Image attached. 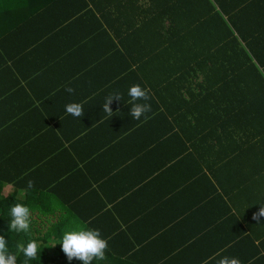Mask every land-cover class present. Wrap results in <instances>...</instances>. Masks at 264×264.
I'll return each mask as SVG.
<instances>
[{
  "label": "trees",
  "instance_id": "16d2710c",
  "mask_svg": "<svg viewBox=\"0 0 264 264\" xmlns=\"http://www.w3.org/2000/svg\"><path fill=\"white\" fill-rule=\"evenodd\" d=\"M112 55L131 61L135 73L151 81L160 116L171 127L146 140L147 151L118 148L112 135L101 136L94 150L87 145L80 151L85 167L103 162L116 171L93 173L81 185L70 180L71 172L69 180L63 176L70 163L54 137L74 117L65 105L83 101L62 105L64 92L50 104L34 100L20 115L13 104L19 99H11L19 79L0 69V235L12 253L18 243L39 242L41 252L28 264H82L68 261L59 245L63 230L74 225L98 229L108 241L106 260L92 264H157L148 256L167 252L159 243L167 234L156 231L171 219L156 205L162 177L146 156L170 153L179 141L173 127L181 135L183 127L195 129L186 139L197 158L165 170L190 181L192 189L181 190L186 199L211 205V194L241 187L252 197L250 182L264 186V0H0V66L11 62L21 80L47 77L40 56L62 65L69 57L94 64ZM69 67L60 66L57 78H69ZM219 202L223 214L230 210L226 200ZM14 203L31 209L27 234L8 231ZM189 247L181 244L170 258L184 257ZM16 264H25L23 254Z\"/></svg>",
  "mask_w": 264,
  "mask_h": 264
},
{
  "label": "crops",
  "instance_id": "0c3cea01",
  "mask_svg": "<svg viewBox=\"0 0 264 264\" xmlns=\"http://www.w3.org/2000/svg\"><path fill=\"white\" fill-rule=\"evenodd\" d=\"M26 8L24 6V9ZM78 58L86 61L85 67L70 66V77L62 79L57 78L59 76L56 75L60 66L53 68L47 66L51 58L41 56L37 58L49 71L43 82L35 79L21 80L20 74H16L13 70L11 62L3 64L0 69L7 73L8 78L19 79L18 83L11 85V99H19L13 104L19 110L20 115H22V108H26L28 105L34 108V100L41 104H50V101L64 92L62 105L68 101L76 100L78 97L83 101L84 115L80 118L67 117L65 120H68L67 123L70 124L66 128L67 131L57 133L58 136L55 135L54 137L56 140L60 139L59 149L66 151L65 157L68 159V163L72 165L67 166L63 176L67 174L65 179L69 180L71 172L70 180L77 178L81 185L92 181L93 173L101 176L104 170L105 173L111 170L116 171V168H106L103 162L95 168L85 167L84 161L86 160L82 159L83 154L80 151L86 150L87 145L90 146L88 150H94L100 142L101 136L103 140L107 141L112 135L116 138L115 145L118 148L131 150L140 147V149L147 151L146 148H143L145 141H149V138L155 135L156 131L171 126L169 118L160 116L163 110L157 109L159 103L151 93V81L147 82L145 78L143 79L135 73L131 61L124 63V60L118 57L121 62L119 63L116 61L115 55H112V58L109 57L104 61L98 60L93 64V61L90 63L84 56ZM13 59L15 63L18 62L16 58L13 57ZM7 61L8 58L4 57L3 62L6 63ZM58 61L61 65V61L59 59ZM132 84H139L142 88L150 90V99L147 103L151 104V111L139 120L132 119L129 115L131 105L127 93ZM68 86L74 89L73 93L65 90ZM36 91H38L37 94ZM115 93L121 95V100H113L110 105L113 116L109 117L103 111L102 106L105 98ZM2 106L6 107L7 105ZM172 126H174L173 123ZM173 128L178 133L179 141L174 148L170 149V153L167 152L168 154L165 156H146V160L154 164L149 165L150 170L160 169L158 176L162 177L160 178L161 181L158 182L159 191L156 205L165 210L163 214H169L163 216H169L171 219L168 226L157 228L158 231H156L157 236L167 234L166 237L162 236L161 238L164 239L159 242H163L168 247L167 252L162 256L151 255L148 257L155 259L157 264H193L194 262L196 264H216L221 256L237 257L241 264H264V217H259V220L253 219L254 214L260 208V204H264V186H256L253 181L250 182L254 187L252 197L245 195L246 192L241 187H236L230 195L227 193H220L222 196L211 194V205L205 202L204 205L197 196L192 198L188 195V199H186L187 195L183 194L181 190L187 188L189 191L192 189L188 188L190 181L183 178L181 173L174 175L165 170L180 164V168L183 169L182 163L185 165L186 160L191 162L197 158L198 155L195 154L196 151L191 143L192 139H186L193 137L195 129L194 127L191 129L189 125L183 127L182 129L186 131L181 135L177 130L181 128ZM158 153L160 154V152ZM196 180L197 178H194L193 183ZM192 192L195 190L193 189ZM220 199L227 202L231 200L230 203L228 202L229 205H226L230 210L226 211L225 214L220 210L223 205L219 202ZM216 217H220V219H216ZM219 224L222 227H219ZM181 244L188 247L191 245V247L185 251L184 257L181 258L179 255L173 254L170 258L169 252H175V249ZM195 255L201 256L200 258H205V260L199 261L198 256Z\"/></svg>",
  "mask_w": 264,
  "mask_h": 264
},
{
  "label": "clouds",
  "instance_id": "9594fccd",
  "mask_svg": "<svg viewBox=\"0 0 264 264\" xmlns=\"http://www.w3.org/2000/svg\"><path fill=\"white\" fill-rule=\"evenodd\" d=\"M65 90L73 93L74 89L70 86ZM149 89L142 88L139 84H132L128 88V96L130 97L129 115L132 119L139 120L146 113L151 111V104L147 103L150 99ZM113 100L120 101L119 93L110 94L105 98L102 106L103 111L109 116H113V111L110 107ZM144 101V102H140ZM66 113L80 118L84 115V108L81 104L70 102L65 105ZM34 185L32 180L27 181V189H31ZM10 219L8 231L16 233H29L31 228V209L23 203H14L9 206ZM259 217H264V204H260L257 213L253 219L259 220ZM62 252L65 254L68 261L76 259L82 264H92L95 261L106 260V250L108 241L102 238V234L98 229H92L81 225L70 226L63 230L61 240L59 242ZM17 253L23 254L25 264L29 260L37 259L40 254V244L38 241L29 239L25 242L16 245ZM17 253H12L8 248V240L3 235H0V264H16ZM40 257V255H39ZM216 264H241L237 257L221 256Z\"/></svg>",
  "mask_w": 264,
  "mask_h": 264
},
{
  "label": "rangeland",
  "instance_id": "374dc122",
  "mask_svg": "<svg viewBox=\"0 0 264 264\" xmlns=\"http://www.w3.org/2000/svg\"><path fill=\"white\" fill-rule=\"evenodd\" d=\"M67 64H68L69 66L77 65V66H79V67L84 68L85 65H86V61H85V60H81V59L76 58V57H69V58L67 59L66 63L60 65V62L58 61V59L52 57V58L50 59V61L47 63V66H48V67H49V66H50V67L52 66V68H53V67L64 66V65H67Z\"/></svg>",
  "mask_w": 264,
  "mask_h": 264
}]
</instances>
